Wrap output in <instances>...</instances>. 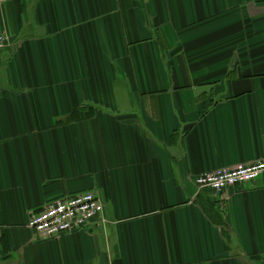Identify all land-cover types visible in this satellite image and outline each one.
<instances>
[{"label": "crops", "instance_id": "1", "mask_svg": "<svg viewBox=\"0 0 264 264\" xmlns=\"http://www.w3.org/2000/svg\"><path fill=\"white\" fill-rule=\"evenodd\" d=\"M0 33V264H264V174L194 183L264 159V0H9ZM86 190L103 222L33 239Z\"/></svg>", "mask_w": 264, "mask_h": 264}, {"label": "built area", "instance_id": "2", "mask_svg": "<svg viewBox=\"0 0 264 264\" xmlns=\"http://www.w3.org/2000/svg\"><path fill=\"white\" fill-rule=\"evenodd\" d=\"M6 1L9 0H0ZM4 42L5 36L0 33V50ZM263 174L264 159H261L198 174L194 183L198 189H208L218 198L228 187L251 182ZM103 209V202L95 190L81 191L49 201L39 210L31 211L25 226L34 240L45 241L78 232L95 220L103 222Z\"/></svg>", "mask_w": 264, "mask_h": 264}, {"label": "trees", "instance_id": "3", "mask_svg": "<svg viewBox=\"0 0 264 264\" xmlns=\"http://www.w3.org/2000/svg\"><path fill=\"white\" fill-rule=\"evenodd\" d=\"M70 120H72V119L70 118Z\"/></svg>", "mask_w": 264, "mask_h": 264}]
</instances>
